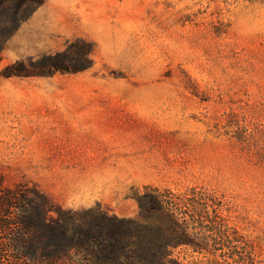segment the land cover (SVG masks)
Here are the masks:
<instances>
[{"label": "rangeland", "instance_id": "374dc122", "mask_svg": "<svg viewBox=\"0 0 264 264\" xmlns=\"http://www.w3.org/2000/svg\"><path fill=\"white\" fill-rule=\"evenodd\" d=\"M15 60L30 74L0 73V187L133 216L146 184L197 186L244 244L173 255L264 264V2L45 0L2 42L0 72Z\"/></svg>", "mask_w": 264, "mask_h": 264}, {"label": "trees", "instance_id": "16d2710c", "mask_svg": "<svg viewBox=\"0 0 264 264\" xmlns=\"http://www.w3.org/2000/svg\"><path fill=\"white\" fill-rule=\"evenodd\" d=\"M44 2L0 0V57L2 42ZM0 73L30 74L21 60ZM133 198L137 212L126 216L100 202L64 207L35 183L0 187V264H186L173 255L176 247L213 252L212 243L244 244L197 186L175 192L146 184Z\"/></svg>", "mask_w": 264, "mask_h": 264}, {"label": "crops", "instance_id": "0c3cea01", "mask_svg": "<svg viewBox=\"0 0 264 264\" xmlns=\"http://www.w3.org/2000/svg\"><path fill=\"white\" fill-rule=\"evenodd\" d=\"M79 118H82V119L83 118H86V115H84V114L79 115ZM58 120H60V119H54L53 123H59ZM76 120L77 119L75 117L70 116L68 122L69 123H76ZM71 130H80V129H78V128H72ZM69 141H70L71 145H73L78 140L77 139H70ZM61 153L62 154H67V155H75V154H79V155H90V154H96V153H102V152H100V151L98 152V151H95L93 149L87 148L84 151H73V150H71V151H62Z\"/></svg>", "mask_w": 264, "mask_h": 264}]
</instances>
